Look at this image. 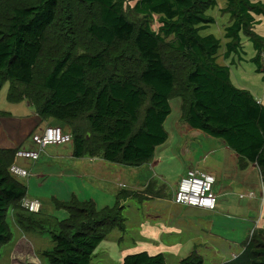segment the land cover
Segmentation results:
<instances>
[{"label": "trees", "instance_id": "16d2710c", "mask_svg": "<svg viewBox=\"0 0 264 264\" xmlns=\"http://www.w3.org/2000/svg\"><path fill=\"white\" fill-rule=\"evenodd\" d=\"M134 1L138 22L126 16L124 0H76L78 6L64 16V0H0V89L9 83L8 102L27 101L42 120L63 126L76 158L101 154L109 163L140 167L166 142L170 101L180 99L182 120L222 140L242 169L255 165L264 184V104L233 84L229 66L217 63L222 41L225 58L239 55L243 34L255 50L252 62L264 73V36L255 31L264 0H223L229 15L223 40L201 35L215 24L207 13L217 0ZM154 16L158 32L151 28ZM51 42L60 43L48 60ZM17 150H0V251L13 238L9 210L24 229L43 228L21 207L28 189L9 172ZM152 191L121 192L103 209L76 197L55 200L68 217L58 222L55 247L43 256L50 264H91L111 232L126 230L123 203ZM122 264L166 261L142 252ZM179 264L204 259L194 251ZM221 264H264V229H255L242 252Z\"/></svg>", "mask_w": 264, "mask_h": 264}, {"label": "crops", "instance_id": "0c3cea01", "mask_svg": "<svg viewBox=\"0 0 264 264\" xmlns=\"http://www.w3.org/2000/svg\"><path fill=\"white\" fill-rule=\"evenodd\" d=\"M12 105H14L12 109L5 111V113H7L6 116L10 120H7L4 125L0 124V150L30 148L32 146L31 136L33 134L40 133L46 127L60 126L59 123L51 119L42 120L35 107L30 105L27 101ZM176 112L177 113L172 116L170 114L165 120L164 128L168 134L166 142L156 148L154 157L150 162L140 167H128L109 163L101 154L76 158L74 156L72 143L48 146L52 148L46 151L48 148L46 147L40 153V157L37 161L20 160V164L27 169L28 172L31 168H34V170L38 169L41 176L44 175V172H42L43 169H55L51 168V165L67 164L69 167L68 178L70 180L73 179L74 185L76 184L79 189L83 188L82 184L85 186L83 195L79 193L73 197H76L79 201H93L98 209L112 207L116 202L118 194L121 192L142 193L152 186V193L148 194L143 200L135 198L130 199L137 200L138 203L141 204L142 210L144 211L143 218L145 220L159 223L158 230L156 231L158 236L156 240L160 242L159 244H169V249L172 248L173 252L175 251L176 259L180 263L181 260L190 256L194 251L203 257L204 255L202 254V251L209 250V246H207L209 245L208 235L211 232L212 235H210V238L213 241L222 242L223 239L228 248L236 251L228 252L225 256L227 258L223 260L225 262L237 257L242 252L244 245L249 239L245 240L250 229V223L245 218V216L249 214H247V212L244 214L239 212L242 208L247 209L250 203H247L245 206H236L235 203H232L231 198L233 195H236L238 191L246 189H248L249 192H245V195H240L239 198L241 200H256L257 196L255 192L250 191L252 186L251 184H246V178L243 176L236 178L232 176L239 173V171H235V167L234 169L232 167L231 170L230 166L226 167L222 163L219 164L218 161L212 164L211 161H208L209 158H207V156L201 158V156L196 155L194 151L191 150L193 141L198 143L196 145L199 146V151H202L200 149H203L204 151L205 147L210 148L213 145L220 147V151L222 152H229L231 149L228 148L222 140H220L221 143H215V140L219 139L211 138L202 131L193 129L185 123L182 120L181 101L180 107ZM1 120L2 116H0V122ZM170 132L176 136L175 140ZM169 144L179 145L178 155L180 158H185L184 168L180 172V175H182L181 177H184L190 170H196L199 172L212 173L215 176L216 181L218 180L220 182V187L222 188H219L216 192L220 204H218V209L213 211L215 217L211 219V221H205L201 218L203 217L202 212L211 213V211L209 212L198 208L176 205L173 202V195L171 196V201L163 200L162 197L164 196V193L161 196H158V186L165 187V185L156 184L157 182L155 181V178L151 177V174L154 173V175H157L155 168L157 167L156 160L158 158V152L159 150L168 148L167 146ZM232 152L234 155H231V158L234 161H237V168L242 172L247 171L249 168L250 171L257 170L256 172L261 181L257 167L255 165H248V167L242 169L240 167L238 156L233 150ZM42 155L44 158L39 163L38 161L41 160ZM170 162L174 163L173 161ZM148 167H150V169H148ZM159 176L163 179H167L166 182L173 180V177L168 176L167 170H165L164 173L161 172ZM242 178L244 179L242 180ZM17 179L20 180L21 178ZM32 184H35V180L33 179L29 181V186ZM215 190L216 188H214V192ZM250 194H253L254 196L250 197ZM26 198L29 199L32 197L27 194ZM221 203H227L228 207H223ZM231 212H236L237 216L230 215ZM11 214L12 220L17 227V231L22 235V237L16 239L12 247L11 263L33 264L29 257L34 255V245L31 239L25 236L24 233L33 232L34 230H26L18 225L14 220L15 212L11 211ZM237 217L240 219H237ZM196 221H199L202 224L206 223V227L199 226ZM258 221H256V226L253 231L258 228L262 229V227L259 226ZM240 224H244L241 230L243 232H239ZM189 227L192 228L193 231H191ZM215 227L221 228V231H225L227 234L229 233L231 238H224L217 233H213ZM201 228L203 231L207 230L206 236L204 237L196 230L200 229L201 231ZM148 231L151 234L155 232L151 228ZM252 232L250 234H252ZM241 240L244 242L241 243ZM214 253L217 254L218 252L214 251ZM14 256L18 257V259H14Z\"/></svg>", "mask_w": 264, "mask_h": 264}, {"label": "rangeland", "instance_id": "374dc122", "mask_svg": "<svg viewBox=\"0 0 264 264\" xmlns=\"http://www.w3.org/2000/svg\"><path fill=\"white\" fill-rule=\"evenodd\" d=\"M124 12L126 16L134 21L138 22V17L133 13V8L135 5L134 0H124ZM65 9L62 13L64 16L67 12L70 11V8L73 9L75 6H78L76 0H64ZM226 2L223 0H217V7L208 11V15L215 19V24L211 25L209 29L202 31L201 35H215L218 39L223 40L224 37V29L228 25L229 15L225 13ZM159 17L154 16L151 20V28L153 31L158 32L160 24L158 22ZM140 21V20H139ZM261 24L257 25L255 28L256 33L264 36V18H261ZM62 35V32H57L56 36ZM66 35V34H64ZM242 40V49L240 50L239 55L232 54L228 58H225V41H222V46L218 51L217 55V63L222 66H229L231 70L232 82L238 88H243L250 91L262 104H264V73L258 72L256 65L252 62V59L255 56V50L252 46V43L248 40L245 35H241ZM60 42H54L45 47L48 49L45 57L50 60L54 57V55L58 54V50L56 49L57 45ZM239 57L241 59H239ZM263 68H264V60H263ZM9 90V83L6 82L3 84L0 89V113H4L2 116V120L0 122L1 125H4L7 120H10L5 113L6 110L12 109L14 105L8 102L7 93ZM171 105V116L176 114L177 110L180 107L179 99H172L170 101ZM24 107V105H23ZM62 129H65L63 126H59ZM173 136L174 140L176 136L170 132ZM215 143H221L220 140H215ZM196 144L197 142L193 141L191 150L194 151L196 155L204 158L207 156L208 161L213 164L216 161L219 164H224L226 167H232L235 171H239L238 174L232 175L233 177L243 176L246 178V184H251L252 188L250 191L255 192L257 199L249 201L248 199L241 200L239 198L240 195H245V192H249L248 189L238 191L236 195H233L231 198L232 203H235L236 206H245L247 203H250L247 209H240V213H246V220L250 223V229L248 235L245 240H247L251 236V232L255 228L256 221L262 229H264V184L261 183L259 179V175L256 172L257 170H251L250 168L242 172L237 167V161H234L231 158V155H234L232 150L229 152L220 151V147H216L213 145L210 148L205 147V150L200 149ZM168 148L159 150L158 158L156 160L157 167L155 168V172L151 174V177L155 178L156 184L165 185L158 186L157 193L163 194V200L171 201V196L174 195L178 184L181 180L180 172L184 168L185 158H180L178 155L179 145H168ZM52 147H48L46 151L51 149ZM212 152V153H210ZM44 156L42 155L40 163L43 160ZM206 158V159H207ZM173 161L174 163L170 162ZM146 167V166H145ZM51 168L55 169H43V176L39 174V170L34 168L29 171L28 179H20L28 189V196L30 200H38L41 205V212L39 215L37 214V218L43 222V228H37L33 232L24 233L25 236L29 237L34 245V255H31L30 261L33 264H50L48 260L43 256V252L50 251L55 247V242L53 241L52 235L58 230V222L65 220L68 217V213L65 210L56 208L55 200L68 202L70 201L74 195L76 194H84L85 186L83 188H78V186L73 183V179H69V167L67 164L60 165H51ZM150 169V167H148ZM167 170L168 176L173 177L172 181L166 182L167 179H163L159 176V174L164 173ZM242 172V173H241ZM242 178V180L244 179ZM33 179L35 180V184L29 186V181ZM241 180V181H242ZM235 183V181H234ZM214 188L215 194L220 187V182L217 180ZM217 197V195H216ZM158 200V199H154ZM150 200V201H154ZM115 201V200H114ZM112 203V202H111ZM218 204H220V200L217 198L216 210L218 209ZM222 204V203H221ZM124 216L126 219V230L124 232L113 231L108 235L96 248L92 259L91 264H122L124 258L129 255H134L142 252H146L151 256H155L158 254H162L165 258L166 264H179L176 259V253L173 252L172 248L169 249V244L160 242L157 239V230L159 223H155L152 221H147L143 218L144 211L142 210L141 204L138 203L137 200L129 199L123 203ZM223 207H228L227 203L222 204ZM210 212V211H209ZM236 212H231L230 215H236ZM203 217H201L205 221H211L215 217L213 211L211 213L202 212ZM237 219H240L237 217ZM7 222L9 223L13 239L10 243L5 245L0 251V264H18L11 263L12 247L19 237L22 235L17 231V227L12 220L11 210L8 211ZM199 226L206 227V223L202 224L199 221H196ZM257 224V225H258ZM244 224L239 225V232L243 228ZM222 226V225H221ZM193 227V226H191ZM153 229L155 232L151 234L148 230ZM190 228V227H189ZM193 231L192 228H190ZM259 229V228H258ZM201 236H206L207 230L203 231L201 228L196 229ZM195 230V231H196ZM187 231V230H186ZM189 232V231H187ZM213 233H217L224 238H231L229 233L227 234L225 231H221V228L215 227ZM209 239V250H203L202 254L204 259V264H220L227 257L228 252L233 251L234 249L228 248L225 245V241L222 239V242H215L210 238ZM183 237V236H182ZM244 242L241 240V243ZM214 251L218 252L217 254ZM14 259H18V257L14 256ZM224 262V261H223Z\"/></svg>", "mask_w": 264, "mask_h": 264}, {"label": "built area", "instance_id": "2783aa9c", "mask_svg": "<svg viewBox=\"0 0 264 264\" xmlns=\"http://www.w3.org/2000/svg\"><path fill=\"white\" fill-rule=\"evenodd\" d=\"M72 143L70 133L59 127H46L40 133L31 136L30 148H19L9 172L15 178L27 179L29 172L21 164L22 161H37L40 153L48 146ZM216 178L212 173L190 170L181 178L173 195V202L183 207H193L206 211H215L217 197L214 192ZM253 197V194L249 195ZM21 207L29 214L37 215L42 205L38 200L23 199Z\"/></svg>", "mask_w": 264, "mask_h": 264}]
</instances>
